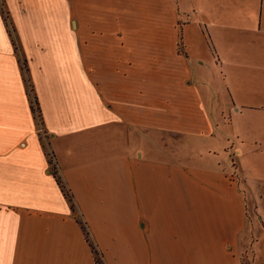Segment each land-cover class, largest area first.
I'll list each match as a JSON object with an SVG mask.
<instances>
[{"label":"crops","instance_id":"obj_1","mask_svg":"<svg viewBox=\"0 0 264 264\" xmlns=\"http://www.w3.org/2000/svg\"><path fill=\"white\" fill-rule=\"evenodd\" d=\"M98 259L264 264V0H0V264Z\"/></svg>","mask_w":264,"mask_h":264},{"label":"trees","instance_id":"obj_2","mask_svg":"<svg viewBox=\"0 0 264 264\" xmlns=\"http://www.w3.org/2000/svg\"><path fill=\"white\" fill-rule=\"evenodd\" d=\"M1 11H2L3 14H4V18H5L6 23H7L8 31H9V34H10V36H11V40L13 41V44H16V43H15L14 36L12 35V31H13V30H12L11 24H10V22H9V20H8L7 12L3 9V6H2V5H1ZM15 47H16V46H15ZM23 69L26 71L24 65H23ZM28 94H29V100H30L31 110H32V112H33V115H34L35 119L37 120V123L40 124V119H41V116H40V110H39V107H38V105H37L36 97H35V95H34L33 92H32V88H31L30 84H28ZM49 162L52 163V162H51V158H49ZM51 171H52L53 175L55 176V178H56L58 184L60 185L61 189L63 190L64 194H65L66 196H68V199H69V200H71V196H70L68 190L65 188V186H64L63 183L61 182L60 177H59V175H58L57 172H56V167H55L54 164L51 165ZM92 249H93V252H94L95 254H98V251L94 248V246H92ZM97 262H98L99 264H102L101 261H99V259L97 260ZM243 263H244V264H249V262H246V261H243Z\"/></svg>","mask_w":264,"mask_h":264},{"label":"rangeland","instance_id":"obj_3","mask_svg":"<svg viewBox=\"0 0 264 264\" xmlns=\"http://www.w3.org/2000/svg\"><path fill=\"white\" fill-rule=\"evenodd\" d=\"M192 30H193V27H192V25H190V23L189 24H187L186 25V32H188V33H190V32H192ZM194 33H195V31L192 33V38H193V35H194ZM201 34V33H200ZM206 35V36H205ZM205 38H204V42L206 43V40H207V34L205 33ZM194 39L195 40H199L200 39V35L199 34H196L195 33V35H194ZM214 46H213V48L211 47V48H203V47H199L198 46V48L196 47V46H193L192 48H186L187 50H188V52L190 53V55H192V56H200V57H211V54H212V57H213V54H214ZM181 49V48H180ZM214 61H216V60H214ZM215 63V62H214ZM217 63V62H216ZM215 63V64H216ZM215 64H213L212 65V68H214V69H216L217 70V67L215 66ZM197 77H199L200 75L198 74V72L197 71H195V73H194ZM206 74V72L203 74V75H205ZM200 87L202 88V89H204L205 88V86H203V85H201L200 84ZM216 91V90H215ZM204 93H206V91L204 92ZM40 139H41V142L43 143V144H45V142L47 141V135H44L43 134V132H41L40 131ZM97 258H99V256H97Z\"/></svg>","mask_w":264,"mask_h":264}]
</instances>
